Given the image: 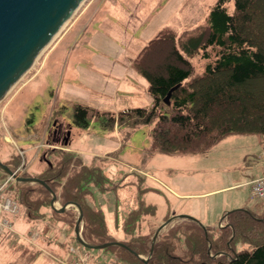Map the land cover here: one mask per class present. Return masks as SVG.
Wrapping results in <instances>:
<instances>
[{"label": "rangeland", "instance_id": "rangeland-1", "mask_svg": "<svg viewBox=\"0 0 264 264\" xmlns=\"http://www.w3.org/2000/svg\"><path fill=\"white\" fill-rule=\"evenodd\" d=\"M216 1L85 0L0 102V160L19 168L21 175L32 177L47 168V158L55 160L61 151L79 154L86 164L99 165L112 188L96 192L94 199L103 210L108 231L118 241L124 236V217L139 198L156 206L158 225L187 215L212 230L225 220L226 210L242 209L248 204L254 210L264 209V199L252 200L246 185L227 187L239 180L250 165L258 163L262 135L233 134L199 155H151L145 127L123 143L122 131L116 126L107 130L92 120L89 128L80 130L72 122L76 102L111 112L150 107L153 100L148 81L139 74L134 60L164 28L182 37L206 24ZM227 7L234 11L232 1ZM192 62L195 71L185 85L204 73L208 60L195 56ZM56 130L61 132L56 134ZM62 133H68L66 139ZM7 179L8 175L0 170V184ZM14 182H9L8 191ZM56 206L62 204L57 201ZM51 210L44 207V218L34 222L25 219L26 209L21 206L13 232L0 235V246L31 251L36 247L29 240L44 245L40 237L48 239L53 229L51 224L39 228L37 223L43 224L50 214L53 216ZM12 254L18 257L16 249ZM0 256L6 257L7 264V256L1 252ZM21 261L19 258L13 263Z\"/></svg>", "mask_w": 264, "mask_h": 264}, {"label": "trees", "instance_id": "trees-1", "mask_svg": "<svg viewBox=\"0 0 264 264\" xmlns=\"http://www.w3.org/2000/svg\"><path fill=\"white\" fill-rule=\"evenodd\" d=\"M231 1L233 12L227 7ZM195 56L208 63L202 75L185 85L194 74ZM134 66L148 81L152 105L111 112L74 103L72 122L77 129L86 130L92 120L107 130L116 126L124 143L145 127L151 155H199L233 134L264 136V0H217L206 24L182 37L164 28L139 52ZM174 87L168 105L164 100ZM46 162L38 178L62 206L79 205L83 240L89 245L123 244L85 247L88 253L109 255L97 264H264L262 208L232 210L217 230L205 225L204 229L193 219H178L154 240L161 226L155 221L156 206L139 198L124 217L125 239L118 241L109 233L95 200L96 192L112 188L105 171L85 164L79 154L63 151ZM9 193L26 209L29 221L43 219V208L51 207L52 195L40 183L15 181ZM51 209L56 220L74 229L79 216L74 207Z\"/></svg>", "mask_w": 264, "mask_h": 264}, {"label": "water", "instance_id": "water-1", "mask_svg": "<svg viewBox=\"0 0 264 264\" xmlns=\"http://www.w3.org/2000/svg\"><path fill=\"white\" fill-rule=\"evenodd\" d=\"M84 2L85 0H0V102L51 45ZM176 88L169 91L164 100L166 104H170L171 94ZM0 170L8 176H13L17 182L44 185L52 195L51 207L53 209L64 211L67 206L76 207L79 216L75 233L83 246L99 249L108 245H123L121 242L102 245L87 244L81 236L83 214L78 204L70 202L58 209L56 207L57 196L43 180L38 177L17 175L9 165L1 160ZM177 219H193L204 227L199 220L191 216H175L158 228L154 240L165 226ZM139 257L145 262L148 260V258Z\"/></svg>", "mask_w": 264, "mask_h": 264}, {"label": "crops", "instance_id": "crops-1", "mask_svg": "<svg viewBox=\"0 0 264 264\" xmlns=\"http://www.w3.org/2000/svg\"><path fill=\"white\" fill-rule=\"evenodd\" d=\"M262 143H263V149H264V137H263ZM263 173H264V164L259 155L258 163L250 165L247 171L241 172L239 180L234 181V184H231L230 186H227V187L239 188L243 184V185H246V188L248 189V192H247L248 194L250 191L251 182L254 179L262 176ZM246 206L250 207L249 204ZM68 207H74V206L71 205V206H67V208ZM233 207L235 208L236 206L233 205ZM226 211L225 213L227 214L228 212ZM226 214L224 215V219H225ZM34 222H37V221H34ZM224 223H226V220L224 221L222 220L220 222V224H224ZM37 224H39L38 226L39 228L44 227L45 224H48V225L51 224V227H52L51 229H53L52 232H49L48 234L47 232L45 233L47 234L46 237H48V239H46L45 237H40L43 240L44 245L39 244L40 246H38V245H35V242H33V240H29V242L32 245H34V247L36 248H34V250H31V251L28 249L21 250L19 248H14L12 249L13 252L16 249L18 253V257L16 258L13 257L12 250L8 248V246H4V247L0 246V252L7 256V262H6L7 264H14L13 261H18L19 258L22 259L21 263H15V264H71L76 259H78L80 255H83V254L89 255V258L91 259L90 260L91 264H97L98 260H106L109 258V255L103 252H99V253L95 251H89V253L86 252L84 250L85 246H81L82 244L77 239V235L75 233V227L74 229H70L69 226H67L65 223L59 220H56L51 214L47 218V220L43 222V224L42 223H37ZM82 225H83V222L81 223V236H82ZM122 230H123V224H122ZM113 237L116 238L114 235ZM123 239H125V233H124L123 238H120V241H122ZM5 241H7V239ZM45 245H47V247H42ZM72 247L75 248L76 252L70 251ZM28 257H29V260L27 262L26 259H28ZM141 257L144 258V256H141ZM5 258L6 257L1 258L0 256V264H5V261H6ZM24 258L26 261H23Z\"/></svg>", "mask_w": 264, "mask_h": 264}, {"label": "built area", "instance_id": "built-area-1", "mask_svg": "<svg viewBox=\"0 0 264 264\" xmlns=\"http://www.w3.org/2000/svg\"><path fill=\"white\" fill-rule=\"evenodd\" d=\"M260 156L264 164V149ZM14 173L21 175L19 168L15 169ZM14 180L13 176H9L4 183L0 184V235L13 232L14 218L21 212L20 203L8 191L9 182ZM249 195L252 200L264 199V173L251 182ZM70 251L76 252L73 247ZM71 264H91L89 255H80L78 259Z\"/></svg>", "mask_w": 264, "mask_h": 264}, {"label": "flooded vegetation", "instance_id": "flooded-vegetation-1", "mask_svg": "<svg viewBox=\"0 0 264 264\" xmlns=\"http://www.w3.org/2000/svg\"><path fill=\"white\" fill-rule=\"evenodd\" d=\"M58 131H60V130H56V134L61 132V131H60V132H58ZM68 131H69V130H68ZM68 131H67V132H68ZM68 133H69V132H68ZM68 133H66V134H65V136H64V133H62V136H64V138L66 139V138H67V135H68ZM65 139H64V140H65Z\"/></svg>", "mask_w": 264, "mask_h": 264}, {"label": "bare ground", "instance_id": "bare-ground-1", "mask_svg": "<svg viewBox=\"0 0 264 264\" xmlns=\"http://www.w3.org/2000/svg\"><path fill=\"white\" fill-rule=\"evenodd\" d=\"M65 26H66V25H65ZM65 26H64V27H65ZM14 88H15V87H14ZM14 88H13V89H14ZM13 89H12V90H13ZM12 90H11V91H12Z\"/></svg>", "mask_w": 264, "mask_h": 264}]
</instances>
